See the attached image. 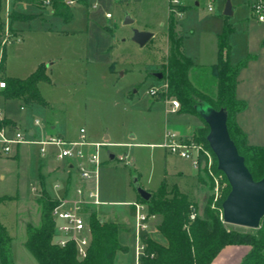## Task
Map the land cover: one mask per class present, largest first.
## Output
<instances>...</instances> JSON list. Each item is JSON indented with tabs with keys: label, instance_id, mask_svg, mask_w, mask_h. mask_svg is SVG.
<instances>
[{
	"label": "rangeland",
	"instance_id": "1",
	"mask_svg": "<svg viewBox=\"0 0 264 264\" xmlns=\"http://www.w3.org/2000/svg\"><path fill=\"white\" fill-rule=\"evenodd\" d=\"M11 1L0 0V49L6 58V76L23 77V68L30 69L38 59H44L45 64L52 62L51 83L38 84L41 97L50 107L46 114L26 110L28 123L36 129L35 119L56 118L68 136H74L80 127L98 137L102 133L109 134L108 145L100 150L103 164L98 175V190L102 204L96 207L97 217L106 221L118 219L111 216L113 213L119 215L118 240L127 246V251L117 252L114 264H136L135 220L129 214V206L121 204L132 202L136 197L132 179L137 176L144 189L155 192L164 169L168 172L171 169L164 165V156L167 161L174 159L157 146L163 141L165 129L197 136L206 128L195 114L179 112V109V113H166L163 99L166 92H161L164 80L152 75L162 71L169 53L167 25L164 27L167 1L88 0L87 5L75 2L69 5L71 16L68 20L54 15L51 5L46 2L43 6L33 3L40 8L18 9L22 13L37 14L24 22L19 42H14L19 38L15 30L8 27ZM225 2L214 0L212 12L205 9L203 1L198 7L186 8L180 18L173 17L176 21L174 33L176 37H182V53L197 66L205 68L216 61L217 35L227 24L233 28L228 38L229 60L232 64L247 61L237 77L236 97L246 103L239 118L244 119L246 143L264 147V23L251 15L248 0H230L233 9L230 16L223 14ZM126 14L133 19L131 24H124ZM132 28L151 31L154 37L140 47L131 40ZM111 63L114 71L110 69ZM195 71L190 72L193 83L207 77L198 69ZM2 80L6 81L0 71ZM151 87L159 90L157 95L149 94ZM11 104L20 114L18 103ZM230 123L233 124L232 119ZM8 129L14 130L10 126ZM26 148L27 155L32 158L28 168L22 158L2 157L0 160V196H14V201L0 203V223H4L12 236L11 246L16 257L29 264H38L23 246L25 234L20 225V221L27 225L40 224L41 203L38 199L43 191L42 188L32 189L38 177L35 155L38 147L27 145ZM108 152L116 157L126 155V162L108 161ZM181 161L184 168L192 167L189 161ZM196 171L194 196L190 198L180 190L170 175L164 178L167 193H171V187H176L196 205L199 216L208 203L210 210L219 213L221 219V204L230 187L224 174L217 169L215 156L212 154L211 159ZM140 203L147 212L146 204ZM191 215L189 220L193 221ZM124 220L128 221L129 230L124 229ZM160 221L158 215L149 216L148 230L158 232ZM260 225H264V219ZM225 226L239 232L255 230L230 224ZM242 246L250 249L249 245Z\"/></svg>",
	"mask_w": 264,
	"mask_h": 264
},
{
	"label": "trees",
	"instance_id": "2",
	"mask_svg": "<svg viewBox=\"0 0 264 264\" xmlns=\"http://www.w3.org/2000/svg\"><path fill=\"white\" fill-rule=\"evenodd\" d=\"M46 1L51 5L54 15L64 20L70 18V6L66 4V0H12V6L16 3L42 5ZM87 2L88 0H76V3L83 5H87ZM8 19L12 23L16 20H28L29 16H23L12 8ZM175 27V19L169 16L167 36L170 48L161 71L162 80L167 85L164 96L176 97L180 104L179 112L195 114L202 121L198 108L204 106L216 110L225 108L228 111L227 129L230 138L238 153L244 158V163L252 178L255 181L261 179L264 176V147L247 144L244 131L235 121V115L246 107L245 101L236 97V84L239 72L246 67L247 61L242 60L238 64H232L229 60L228 38L233 28L227 24L217 36V62L201 68L182 53V38L175 36ZM4 62L3 52L0 71L4 68ZM45 69V65L41 64L25 79L5 78V87L2 88V92L21 99L25 104L46 105L36 87L40 81L49 82ZM195 69L207 77L204 76L201 81L193 83L190 72H196ZM231 119L233 124L230 123ZM7 123L2 121V124ZM207 133L206 125L205 130H200L199 135L187 136L197 142H203L208 147ZM167 188L163 180L158 189L152 192L148 202H143L138 198L139 202L145 203L148 207V217L151 215L161 217L160 223L157 224V231L166 240V245H161L150 238L147 230L140 229L139 238L145 245L144 254L139 255L140 264H210L227 245L250 246L240 264H264V225H260L252 232L227 229L219 213L210 210V204H205L199 216L196 205L190 202L186 194L180 193L176 187H171V193L168 194ZM6 198L8 197H0V201ZM38 200L41 203L40 224L38 226L26 225L24 242L26 250L38 264H114L116 253L127 251V246L118 240L119 223L117 219L102 221L92 208L86 214L91 232L88 253L84 259H78L72 242L65 246L55 243L52 210L58 200L51 198L44 189ZM130 213L134 215L133 208ZM190 214L194 215L193 221L189 220ZM10 241L5 228L0 224L1 264H13Z\"/></svg>",
	"mask_w": 264,
	"mask_h": 264
},
{
	"label": "built area",
	"instance_id": "3",
	"mask_svg": "<svg viewBox=\"0 0 264 264\" xmlns=\"http://www.w3.org/2000/svg\"><path fill=\"white\" fill-rule=\"evenodd\" d=\"M201 1L205 4V9L212 12L214 0H167L168 16L181 17L184 9L188 6L198 7ZM76 0H66V4L72 5ZM48 3V1H46ZM251 15L261 23H264V0H253L251 4ZM109 17V14L106 15ZM0 49V61L2 57ZM5 87V82L0 81V88ZM166 83H162L161 92H166ZM159 90L151 87L149 94L157 95ZM166 113H176L180 107L179 101L174 98L164 96ZM2 111L0 110V122ZM37 126H43L40 119H35ZM20 144H34L38 147L41 157H52L58 162L67 161L72 164L80 184L74 189L72 198H59L52 210V218L55 224V243L65 246L72 242L75 247L78 259L87 256L91 232L86 219V214L90 209L101 204L98 191V175L102 166L100 150L108 145V142H90L86 138L85 129H79V138L74 141L66 140L55 134L44 133L40 137L30 135L28 132L16 128L12 132L5 124H0V152L10 154L12 148ZM160 147L169 154L175 155L191 163L193 169L197 170L201 165L206 164L213 154L211 150L193 138L181 134L180 132L166 128L163 134V141ZM115 158L120 162H126L127 156L120 155ZM210 172V170H209ZM94 182L93 186L88 184ZM34 190L35 188L32 187ZM134 219L136 221V264H140L139 255L144 254L145 245L139 238V230L148 228L149 217L144 211V205L140 202L132 204ZM193 218L194 215L192 214ZM57 234V236H56ZM153 255H151L152 257Z\"/></svg>",
	"mask_w": 264,
	"mask_h": 264
},
{
	"label": "crops",
	"instance_id": "4",
	"mask_svg": "<svg viewBox=\"0 0 264 264\" xmlns=\"http://www.w3.org/2000/svg\"><path fill=\"white\" fill-rule=\"evenodd\" d=\"M252 2H253L252 0H248L250 9H251ZM45 4H49V3H45ZM29 7H32L34 9L38 6L33 5V4H27V3H16V4H14V6H12V1H11L10 6L8 8V14H9L10 10L13 8L18 13H20L22 15L28 14L29 19H31L32 17H34L37 14L22 13L18 10V9H21V10L28 9ZM92 7L95 8V5H93ZM191 7H193V6H188L186 8H191ZM38 8H40V7H38ZM7 17H8V15H7ZM168 17L169 16L167 13L166 22L168 20ZM25 21L26 20H16V21H13L12 23H10V21L8 19V22H9L8 27L14 29L16 36L19 38L18 40L14 41V42H17V41L19 42L20 40H22L21 30H22V26H23ZM166 22L164 25L165 28L167 25ZM179 28H180V26H179V21H178V25H177L178 34L180 32ZM217 59H218V41H217V58H216V61L214 63L217 62ZM43 60L44 59H38L37 62L32 64V67H30V69H28L27 67H24L22 75H21L23 77H21V78L20 77L6 76V74H5V63H4V68H3L2 72L5 76V78H8V79H10V78L25 79V78L29 77L38 68L39 65L42 64V65H45V67H46L45 73L49 79V82H45V83H51V80L49 77V71L51 69L50 66H51L52 62L45 64V60L44 61ZM214 63H212V64H214ZM110 69L112 71H114V68H112V63L110 64ZM2 81H4V80H2ZM40 82H44V81H40ZM40 82H38L36 85L37 89H38V84ZM38 92H39V90H38ZM11 102H14V103L17 102L18 103L19 110L21 111L20 114L17 113L16 109H13V105L11 104ZM44 102L46 103V105H44V106L39 105V104H30V105L25 104L21 99L13 97V96H9V95L3 93L2 88H0V110L2 111L1 120L8 122L5 125L10 126L12 129L18 128V129L22 130L23 132H28L30 135L35 136V137H40V135L42 136L44 133H49V134H55V135L61 136L66 140H70V141L77 140L79 138V129L84 128V127H80L78 129V132H76L74 134V136H68L64 132V130L62 128H60V124H61L60 122L61 121L59 119H56V118H49L48 120L47 119L41 120L43 122V126H37L34 123V127L36 129H34L28 123L27 113H25V111L30 110V111H36L39 114H46L47 108L50 107V104L46 100H44ZM241 112H239L235 115V119H236L235 121L237 122L239 127L243 130L244 119L239 118ZM176 113H179V112L177 111ZM58 127L60 129H58ZM176 131H178V130H176ZM178 132H180L181 134L185 133L183 131H178ZM85 134H86L87 140L90 142H101V141L109 142L108 141L109 134L104 135V133H102L100 135V137H98L96 134H89L86 129H85ZM160 144H158L157 146L159 148L163 149L162 147H160ZM27 145L36 146L34 144L16 145L12 148V151L10 154H3L0 152V160H2V157L6 158V159L22 158L24 165L27 166L26 168L30 167L32 158H31V156L27 155V148H26ZM163 150H164L165 154L173 156L174 159H170V161H167L166 157L164 156V165L166 166V164H167V165L171 166V169L169 172L166 169H164V175H163L161 182L164 180L166 175L172 176V178L175 180V183L178 185V188L180 190H182L183 192L187 193V195L191 198L192 196H194V192L197 189V181H196L197 180V171L195 169H193L192 167L191 168H184V164L181 161L184 159H181L175 155L169 154L165 149H163ZM108 153H112V152H108ZM112 154H114V153H112ZM35 155H37V158H38V165H37L38 166V177L34 180L35 183H34L33 187L35 189L36 188L44 189L47 192V194L53 199H59V198L70 199V198H72L74 195V189L76 188V186H78L80 184V181L78 179V176H77L72 164H70L67 161L58 162V161L54 160L52 157H41L38 153V148L35 149ZM114 159H116L115 154H114ZM108 161H110V160L108 159ZM1 178H4V176H1ZM88 185L93 186L94 182H91ZM97 185H98V181H97ZM159 186H160V184H159ZM158 187L155 190H157ZM152 191H154V189ZM135 194H136V192H135ZM0 197H8L6 199L1 200L0 203L3 201H12V200L14 201V196H10V195L9 196H7V195L2 196L1 195ZM99 197H100V193H99ZM131 201L133 203L138 202L137 194H136V197L133 198ZM132 202H129V203L122 202L121 203V204H125V205L129 206V214L130 215H131L130 211L133 208ZM96 207H95V211H96ZM111 216H117V218H118L117 220H118L119 228H120L121 220H120L119 215L117 213H113V214H111ZM111 216H108L107 218H110ZM131 217L134 218L133 215H131ZM0 224L3 225L4 223H0ZM123 224H124V229L129 230L130 225H129L128 221L124 220ZM20 225L22 227H24L25 239L22 241L23 246H24V242L26 240L27 222H21L20 221ZM3 227L5 228L7 235L11 239L10 251H11V257H12V263L13 264H29L28 261H22L21 259L19 260V258L16 257V253L13 251L12 246H11L12 236L8 233V230L6 229V227L4 225H3ZM147 231L149 233L150 238L153 241H155L161 245H166V240L164 239V237L161 234H159L158 232L149 231L148 228H147ZM135 239H136V221H135ZM54 240H55V238H54ZM18 247L20 248V245H18ZM248 250H249L248 247L242 246V245H227L221 249V251L217 254V256L212 260V262L210 264H240L241 260L243 259L245 254L248 252ZM0 264H1V262H0Z\"/></svg>",
	"mask_w": 264,
	"mask_h": 264
},
{
	"label": "water",
	"instance_id": "5",
	"mask_svg": "<svg viewBox=\"0 0 264 264\" xmlns=\"http://www.w3.org/2000/svg\"><path fill=\"white\" fill-rule=\"evenodd\" d=\"M233 13L230 0H226L223 14L230 16ZM133 19L126 14L124 24H131ZM154 36L146 30L132 28L131 40L143 47ZM152 75L162 80L161 72ZM198 112L208 127L206 142L217 162V169L222 172L229 184L230 190L221 204V220L225 224L257 229L264 217V176L255 181L247 169L244 158L230 138L227 129L228 111L225 108L218 110L208 106L198 108ZM112 161L114 154L108 153ZM133 188L143 202H148L152 193L144 189L137 176L132 179Z\"/></svg>",
	"mask_w": 264,
	"mask_h": 264
}]
</instances>
